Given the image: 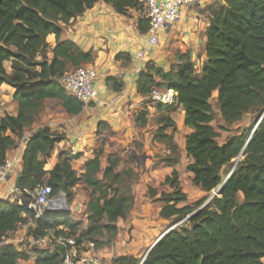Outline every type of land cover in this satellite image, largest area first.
<instances>
[{
  "label": "trees",
  "instance_id": "1",
  "mask_svg": "<svg viewBox=\"0 0 264 264\" xmlns=\"http://www.w3.org/2000/svg\"><path fill=\"white\" fill-rule=\"evenodd\" d=\"M97 2L110 5L119 15L140 9L138 0H0V86L14 89L13 100L18 107L16 116L0 117V163L15 147L14 137L33 124L44 100L60 101L69 115L81 112L83 104L65 92L58 79L69 67L76 68L91 58L73 43L59 42V36L63 26ZM208 21L206 61L198 78L188 59H181V64L167 72L146 62L138 73L136 92L144 104L153 89L167 88L177 94L176 105L182 106L184 124L191 130L185 137V152L192 159L186 171L194 187L210 193L228 179L207 206L200 208L206 201L203 198L178 207L186 202L178 174L173 171L166 176L162 185L171 192L159 194L157 201L163 206L158 215L167 221L166 230L175 227L150 250L142 264H264V0H224L223 6L210 9ZM50 36L56 40L53 48L48 44ZM106 83L114 92L123 89L119 78H107ZM214 92L225 124L220 130L245 114L252 115L248 127L228 136L222 144L217 142V131L209 126L214 119L210 104ZM173 107L156 106L158 111ZM145 116V111L136 114V126L145 125ZM157 124L154 141L174 155L169 160L177 161V146L172 135L166 133L168 128L175 130L174 122L163 115ZM61 139L42 127L26 141L19 171L23 190L13 202L0 201V264L27 261L30 254L36 256L34 264H58L64 257L68 248H33L26 253L13 244H2L27 222L26 217L34 223L28 228V235L34 239H42L51 230L56 237L66 229L77 246L88 237L97 249L110 245L117 233L116 221L125 220L132 209L127 182L134 174L130 170L115 173L117 161L113 156L102 169L98 153L85 162L80 177L71 169L75 156L69 154L60 155L55 167L44 171L45 159ZM39 155L44 161L38 160ZM165 162L168 164V158ZM225 167L228 170L222 172ZM63 180L68 202L73 201L72 188L79 183L92 189L86 205L88 227L78 237L81 222L73 221L69 212H44L35 218L26 207L39 187L50 186L51 197H55ZM157 195V190H148L151 199ZM102 232L111 238L99 245L95 237ZM140 262L130 256L111 260V264Z\"/></svg>",
  "mask_w": 264,
  "mask_h": 264
},
{
  "label": "crops",
  "instance_id": "2",
  "mask_svg": "<svg viewBox=\"0 0 264 264\" xmlns=\"http://www.w3.org/2000/svg\"><path fill=\"white\" fill-rule=\"evenodd\" d=\"M223 5L224 0H203L194 6L182 9L180 21L177 24L167 26L159 31L158 46L150 50L146 56V62L167 72L172 66L181 64V59H188L193 65L194 77L198 78L201 67L206 61L205 32L209 25L210 9ZM146 29L147 25L141 19L140 9H129L124 15H119L110 5L103 2L95 3L81 16L72 19L68 25L63 26L59 42L69 41L81 52L90 55L91 60L81 65H89L96 69L97 78L94 81L96 89L101 93L103 99L112 101V104L102 111L83 106L79 114L69 115L62 109L60 101L46 99L41 103L46 106L43 114H38L33 124L25 128L21 134L28 139L35 130L46 127L51 134L62 138L54 144L49 157L45 159L44 171L52 170L58 163L60 155L69 154L75 156V159L70 163L71 169L80 177L85 171V162L92 160L98 153H100L99 160L102 169L107 166L109 155H114L118 150L127 153V165L122 163L121 168L118 166V159L114 157L117 161L114 172L130 170L134 174V177L128 178L127 182L133 197L132 209L125 220L118 219L116 221L117 233L110 245L95 249L89 243L90 248L85 250L87 252L81 253L82 250L80 251L84 257L81 259L83 264H111L113 258L120 256L140 259L143 254L144 257L152 244L150 242L156 241L167 229V221L158 215L163 204L157 199L161 192H171L168 186L162 184L166 176H169L173 171L177 172L180 188L186 195V202L180 203L178 207L195 203L190 204L189 196L183 189L186 183H183L182 171L187 174L189 189L205 194L201 188L192 185L191 174L186 171V166L192 163V159L185 152V137L191 130L184 124L182 106L175 105L171 110L158 111L155 105L144 104V99L136 92L137 76L143 68L135 69L134 58L135 54L146 44ZM48 44L50 48L56 45L54 36L48 38ZM48 58H51V53H48ZM7 65L9 66V64H6V69L10 73V68H7ZM73 68L69 67V69ZM115 77L119 78L123 84V89L120 92L112 91L106 83L107 78ZM13 94L12 87L0 86V117L4 114L17 115L18 107L16 101L13 100ZM52 104L54 105L53 109H47V106ZM210 104L214 119L209 126L217 131L219 144H222L228 136L239 134L252 121V115L245 114L240 121L220 130L219 128L224 127L225 124L219 115L217 92L212 94ZM141 111L146 112V123L143 127L135 124L136 114ZM163 115L168 116L175 124V130L172 128L166 130L168 135H172L177 146V161L175 162L169 160L174 155L165 146L154 141V133L159 127L157 120ZM150 117H154L152 131L148 129ZM14 140L15 146L18 145L16 147L18 153L22 156L26 142L20 146L21 142L18 141V138L14 137ZM152 144L156 148L152 147ZM137 148H140V151ZM13 153L14 149L9 150L5 158H9ZM167 158L168 164L165 162ZM38 160L44 161L40 155ZM180 167L183 169L180 170ZM21 168L22 162L18 166L19 171ZM14 181L15 178H9L0 184V201L13 202L17 199L18 194L10 193ZM85 187H87L85 184L79 183L72 188L74 197L73 201L69 202L71 205L69 208L70 210L75 209L76 207L72 204L76 203L80 206V212L74 211L75 215L69 213V217L73 221L79 222L78 214L81 213L82 216L85 213L84 219L88 225L86 212H84L86 206H82V203H86L85 194L81 191ZM150 188L157 190L158 195L154 199L148 196ZM149 208L152 209L153 215L157 214V221L152 218L153 223L145 212V209ZM82 209L83 212H81ZM26 218L27 222L18 226L16 231L2 244H13L18 246L21 251L26 243L31 245V249L35 248L33 246L34 238L28 235V228L33 227L34 223L29 217ZM82 227L84 226L82 225ZM54 231H49L45 237L53 238ZM35 259L36 256L30 254L27 261L20 260L17 264H34Z\"/></svg>",
  "mask_w": 264,
  "mask_h": 264
},
{
  "label": "built area",
  "instance_id": "3",
  "mask_svg": "<svg viewBox=\"0 0 264 264\" xmlns=\"http://www.w3.org/2000/svg\"><path fill=\"white\" fill-rule=\"evenodd\" d=\"M140 3V16L147 22V40L146 44L135 54V69L143 68L146 63V56L150 50L158 46L159 31L167 26L177 24L180 21L182 9L194 6L203 0H138ZM97 78V71L89 65H81L65 71L58 79L60 86L69 95L74 97L86 108L96 110H105L112 104V101L103 99L101 93L96 89L94 81ZM177 94L167 88L153 89L148 95L145 104L162 105L173 107L176 105ZM20 146L27 140L26 137L18 136ZM18 145L14 153L0 163V184L6 182L9 178H16L19 174L18 166L22 162V156L18 153ZM11 194L15 193L14 187L10 190ZM52 189L50 186H42L34 191L32 200L27 203V210L31 211L35 218L44 213V208L52 203L55 197H51ZM69 208V203H68ZM187 219V218H186ZM177 226V225H176ZM175 226L172 227V229ZM63 234L53 238L43 237L40 240L34 239L35 249H50L51 247L68 248L64 257L58 264H83L79 259L80 246H77L73 236L68 235L64 229ZM46 243V244H45ZM51 250V249H50Z\"/></svg>",
  "mask_w": 264,
  "mask_h": 264
},
{
  "label": "rangeland",
  "instance_id": "4",
  "mask_svg": "<svg viewBox=\"0 0 264 264\" xmlns=\"http://www.w3.org/2000/svg\"><path fill=\"white\" fill-rule=\"evenodd\" d=\"M9 66L7 65V68H8ZM153 106V105H152ZM53 107H54V105L52 104V105H49V106H47V109H49V110H52L53 109ZM46 109V106H44V105H42L41 104V108L39 109V111H38V114H43V112H44V110ZM37 114V115H38ZM154 117H150V122H149V125H148V129L149 130H151L152 131V129H153V121H154V119H153ZM147 129V130H148ZM135 146L137 147V145L135 144ZM152 147H154V148H156V146H154L153 144L151 145ZM138 149V151H140V148H137ZM109 156H113V157H115V158H117L118 159V162H119V165L118 166H120L119 168H121V165H122V163L126 166L127 164H126V162L128 161V157H127V153L125 152H122L121 150H118L114 155H109ZM183 169V167H180V170H182ZM226 170H228V168L227 167H225L224 169H223V171L222 172H225ZM183 172V176H182V178H184L183 179V183H186V185H184L183 186V189H184V191L185 192H187V194H188V196H189V200H190V204H192L193 202H197L198 200H200V199H203V198H206V201L203 203V205L200 207V208H202V207H204V206H207L208 204H209V202L211 201V199L213 198V197H215V196H217L218 197V195H215V192L217 191V189H215V190H213V191H211L210 193H205V194H202V193H198L197 191H195L194 189H189V187H188V179H187V174L185 173V171H182ZM98 178L99 179H102V175H98ZM82 193L84 192V194H85V200H86V203L84 202V203H82V206H86V204H87V202L89 201V199H90V197H91V195H92V189H90L89 187H85V188H82ZM74 197V196H73ZM69 203V202H68ZM70 205V204H69ZM81 205V204H80ZM71 206V205H70ZM72 206H75V207H77L78 205H76V203H74V204H72ZM85 210H86V207H85ZM69 212V213H71L72 215H75V209L73 208L72 210H70V208L68 209V210H65V211H59V213L61 212ZM81 212H83V209H82V211ZM84 212H86V211H84ZM145 212L147 213V215L149 216V218H150V220H151V222L153 223L154 221L152 220V218L155 220V221H157L156 219V217H157V214L156 215H153V212H152V209L151 208H149L148 210L147 209H145ZM79 216H80V218H78L79 219V222H81V225H80V227L78 228V231L76 232V237H78L82 232H84L85 231V229L87 228V224H86V222H85V219H84V217H85V213L81 216V213L80 214H78ZM153 215V216H152ZM152 216V217H151ZM87 221V220H86ZM82 225L84 226V227H82ZM86 226V227H85ZM166 226V223H165V225H164V227ZM82 228H84V229H82ZM97 240H98V242H99V245L100 244H105L110 238H111V236H110V234H108L107 232H102L100 235H97L96 237H95ZM89 239L90 238H85V239H82L81 241H82V246H80V248L82 249V252L81 253H83V252H87V251H85V250H87V249H89L90 247H89V243H90V241H89ZM113 241H114V239H113ZM150 243H153V241H151ZM149 243V244H150ZM30 246L31 245H29L28 243H26L25 244V246L23 247V252H26V253H28L30 250H31V248H30ZM33 249V248H32ZM51 250H53L54 249V247H51L50 248ZM144 251V250H143ZM143 251H142V253H143ZM80 253V256H79V259L81 260V259H83L84 257H83V255ZM33 255V254H32ZM143 254H141V257H140V259L139 260H141L142 259V256Z\"/></svg>",
  "mask_w": 264,
  "mask_h": 264
},
{
  "label": "water",
  "instance_id": "5",
  "mask_svg": "<svg viewBox=\"0 0 264 264\" xmlns=\"http://www.w3.org/2000/svg\"><path fill=\"white\" fill-rule=\"evenodd\" d=\"M260 118H258V120H256V124H255V128L259 122ZM254 130L251 132V135H253ZM250 135V136H251ZM250 139V138H249ZM249 141V140H248ZM228 177L225 178V180L223 181V183L219 186V188L217 189V191L215 192V195H218L220 190L222 189V187L224 186V184L226 183ZM65 181L63 180L62 183L59 185V191L58 194L56 195L54 201L52 203H50L48 206H46L44 208V212H48V213H57L59 211H65L68 210V197L67 194L65 192ZM14 189H15V194H19L23 189L20 185V175L18 174L15 178L14 181V185H13ZM63 205L62 207H60V205ZM200 210V209H199ZM76 212H80V206H77L75 208ZM198 211V210H197ZM196 211V212H197ZM196 212H194L193 214H195ZM192 214V215H193ZM190 217V216H189ZM188 217V218H189ZM172 228L166 230L156 241H154L148 248L147 252L145 253L144 257L141 259L140 264H142V262L144 261L145 257L147 256V254L150 252V250L169 232L171 231Z\"/></svg>",
  "mask_w": 264,
  "mask_h": 264
},
{
  "label": "bare ground",
  "instance_id": "6",
  "mask_svg": "<svg viewBox=\"0 0 264 264\" xmlns=\"http://www.w3.org/2000/svg\"><path fill=\"white\" fill-rule=\"evenodd\" d=\"M63 205H61V207H62Z\"/></svg>",
  "mask_w": 264,
  "mask_h": 264
}]
</instances>
